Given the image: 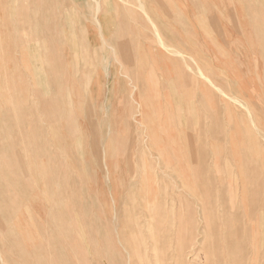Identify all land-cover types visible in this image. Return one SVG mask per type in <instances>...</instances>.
Instances as JSON below:
<instances>
[{"label":"rangeland","instance_id":"obj_1","mask_svg":"<svg viewBox=\"0 0 264 264\" xmlns=\"http://www.w3.org/2000/svg\"><path fill=\"white\" fill-rule=\"evenodd\" d=\"M7 127L0 264H264V0H0Z\"/></svg>","mask_w":264,"mask_h":264},{"label":"bare ground","instance_id":"obj_2","mask_svg":"<svg viewBox=\"0 0 264 264\" xmlns=\"http://www.w3.org/2000/svg\"><path fill=\"white\" fill-rule=\"evenodd\" d=\"M140 3V2H139ZM140 6H138L137 7V9L139 8ZM146 18V17H145ZM148 21V20H147ZM149 23V22H148ZM98 25V24H97ZM107 27V26H106ZM106 29V28H105ZM153 29H155V28H153ZM107 31V30H106ZM158 42H160V40H159V38H158ZM159 44V46L161 45L160 43H158ZM179 53H177L176 55H178ZM179 55H181V54H179ZM178 55V56H179ZM181 58L183 57V55L182 56H180ZM256 131V130H255ZM3 132H6V133H8V134H11L12 133V128L11 127H7L5 130L4 129H2V128H0V135H4L3 134ZM258 166V165H257ZM7 187V186H6Z\"/></svg>","mask_w":264,"mask_h":264}]
</instances>
